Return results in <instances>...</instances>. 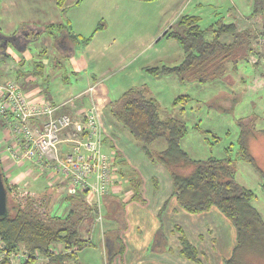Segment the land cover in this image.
<instances>
[{"label": "rangeland", "instance_id": "rangeland-1", "mask_svg": "<svg viewBox=\"0 0 264 264\" xmlns=\"http://www.w3.org/2000/svg\"><path fill=\"white\" fill-rule=\"evenodd\" d=\"M63 9L65 12L61 11ZM254 14L252 0H1L0 37L17 40L21 35L29 34L28 40L33 41L29 49L39 53L44 45L49 47H46L47 51H57L56 48L64 44L67 32L79 35L77 55L94 54L98 58L93 59L94 66L101 72L107 66L111 69L105 81L113 88V100L121 98L132 87H146L149 97L159 103L162 118L175 117L186 123L188 133L182 141V148L191 158L221 159L229 155L235 161L236 179L240 185L255 193L253 204L264 219V188L261 187L260 176L251 164L238 157L239 121L253 119L256 130L264 131V17ZM188 15L200 19L202 30L234 23L239 29H247L257 36L252 42L253 52L248 62L240 64L238 71L232 74L231 86L223 82L183 84L175 75L156 78L146 72L148 68L173 67L183 61L184 51L178 41L165 33L173 31L171 27ZM177 30L178 27H175L174 31ZM227 38L224 40L227 41ZM84 39L89 40L88 46L82 43ZM16 43L11 40L8 53L13 51L20 55L23 45L19 41ZM5 52L0 58H5ZM53 58L52 55L49 62H53ZM63 67L61 74L54 77L45 74L38 78L45 84L53 101L59 104L73 99L87 88L85 82L71 73L68 61L63 63ZM24 68L28 71L34 69L28 62L27 68ZM5 81V77L0 80ZM85 96L82 98L87 104ZM180 96H189L191 101L174 107L175 100ZM73 101L67 104L65 109L70 111L66 112L71 113L73 109L79 111L80 106ZM106 119L109 121L107 115ZM120 132L117 136L119 144L123 143L129 152L133 148L141 150L127 130L120 129ZM4 136L5 131L0 124V143ZM154 147L162 151L166 143L159 140ZM229 147H232L230 153L227 152ZM250 149L264 172V134L251 141ZM105 151L108 153L106 146ZM0 158L6 177L11 183L19 184L22 191L40 195L51 188H60L58 185L48 187L46 177L36 170L28 174L27 164L12 170L3 149H0ZM68 209L69 204L62 193L54 211L63 215ZM105 257L106 252L97 244L79 251L76 262L107 264ZM2 258L0 250V260Z\"/></svg>", "mask_w": 264, "mask_h": 264}, {"label": "trees", "instance_id": "trees-1", "mask_svg": "<svg viewBox=\"0 0 264 264\" xmlns=\"http://www.w3.org/2000/svg\"><path fill=\"white\" fill-rule=\"evenodd\" d=\"M252 1L254 16L263 18L264 0ZM199 20L196 16H184L178 30L166 34L176 39L184 51L180 64L148 68L146 72L156 78L175 75L183 84L223 82L231 86L232 74L238 71L240 64L248 62L253 52L252 42L257 36L247 29H239L234 23L202 30ZM83 43L87 45L89 40L84 39ZM190 101L189 96H180L173 106ZM106 115L112 125L130 133L152 163L164 166L172 179L174 196L186 212L200 214L216 207L230 220L236 230L237 244L224 264H264V219L253 204L255 193L238 183L236 163L229 155L221 159L191 158L182 148L188 133L186 123L175 117L162 118L159 103L149 97L146 87L127 90L121 98L110 103ZM253 122V119L239 121L238 157L253 166L264 188V172L250 149L251 141L264 131L256 130ZM159 140L166 143L162 151L154 147ZM231 150L229 147L227 152ZM112 163L119 167L121 180L139 191L141 182L126 163L119 156H115ZM1 168L8 193V216L0 220L3 246L0 264H13L10 257L18 253L27 255L22 264H80L76 262L78 252L90 245L81 237V226L84 220L97 214L96 208L81 196L65 194L61 187L40 195L24 192L19 184L9 181ZM62 193L69 211L57 215L54 210ZM105 202L104 198L103 207ZM107 203L106 216L115 220L122 230L126 225L124 206L120 201ZM119 230L106 235V240L114 242L117 248L116 252H108L107 264L122 252ZM182 245V254L195 261L197 252L184 237Z\"/></svg>", "mask_w": 264, "mask_h": 264}, {"label": "crops", "instance_id": "crops-1", "mask_svg": "<svg viewBox=\"0 0 264 264\" xmlns=\"http://www.w3.org/2000/svg\"><path fill=\"white\" fill-rule=\"evenodd\" d=\"M61 11L65 12V9ZM180 20L181 18L176 24L177 26L171 27L173 31L175 27H178ZM167 33L168 31L165 35ZM28 36L29 34L26 35V45L22 48L19 47L20 55H16L11 50L12 54L8 53V49H6L5 58H0L2 64V66L0 64V80L4 77L6 81L15 80L14 82L22 87L29 99L36 103L48 101L61 105L74 100L73 102L80 106L77 112L74 109L71 110V113L76 116H82L89 109L96 108L100 126L106 138L105 146L108 153L105 152L111 160L115 156H119L121 161L125 162L130 171L135 174L137 180L141 182V187L137 191L128 185L127 181L121 180L119 167H117L118 178L113 191L105 198V205H108L107 202L110 201L112 203L120 201L124 206L126 225L122 230H119L118 223L106 216L105 205L104 207L102 205L103 220H99L97 214H94L82 223L81 237L90 242L88 247L100 244L102 250L106 252L107 263L108 252H116L117 248L114 242L110 243L106 240V235L119 230L122 252L116 254L110 264H224L226 260L230 259L237 244L236 230L230 220L216 207L200 214L186 212L174 196L173 182L164 166L152 163L142 150L133 148L129 152L123 143L117 142V136L121 133L120 129L106 119L107 107L113 101L111 97L113 88L105 81L106 76L111 72L109 66L101 72L94 66V60L98 59L94 54L86 56L81 53V56L77 55L76 47L80 40L79 35L67 32L64 44L61 43L62 46L59 48L55 46L57 51L52 52L51 49L47 51L49 47L44 45L45 47L41 48L39 53H34L29 49L30 43L33 41L28 40ZM14 42L16 43L15 40ZM16 45L19 46L18 43ZM55 45L57 44L55 43ZM56 52L60 54L58 55ZM52 55L55 60L49 62ZM5 60L8 61L5 62ZM66 61L70 64L71 73L85 82L87 88L73 99L59 104L53 101L45 84L38 78L44 77L45 74L46 76L50 74L49 76L53 77L61 74L64 69L63 63ZM27 62L30 67H34L33 71L24 68L25 66L27 68ZM84 95L87 97V104H85V100L83 101L82 96ZM65 111L69 112L70 110L65 109ZM9 167L12 170L16 167L10 159ZM26 168L29 169L28 174L33 172L30 171V166L26 165ZM183 237L196 250L197 259L195 261L182 254ZM58 250L60 249L58 248Z\"/></svg>", "mask_w": 264, "mask_h": 264}, {"label": "built area", "instance_id": "built-area-1", "mask_svg": "<svg viewBox=\"0 0 264 264\" xmlns=\"http://www.w3.org/2000/svg\"><path fill=\"white\" fill-rule=\"evenodd\" d=\"M66 106L33 102L18 83L0 82V124L5 131L0 149L16 167L27 164L30 171L40 172L48 187L58 185L67 195L81 196L103 220L102 203L113 191L118 169L105 152L96 108L75 118ZM10 258L22 264L27 255Z\"/></svg>", "mask_w": 264, "mask_h": 264}, {"label": "water", "instance_id": "water-1", "mask_svg": "<svg viewBox=\"0 0 264 264\" xmlns=\"http://www.w3.org/2000/svg\"><path fill=\"white\" fill-rule=\"evenodd\" d=\"M7 216H8V193L4 183L3 171L0 165V220L6 218Z\"/></svg>", "mask_w": 264, "mask_h": 264}, {"label": "flooded vegetation", "instance_id": "flooded-vegetation-1", "mask_svg": "<svg viewBox=\"0 0 264 264\" xmlns=\"http://www.w3.org/2000/svg\"><path fill=\"white\" fill-rule=\"evenodd\" d=\"M27 37L26 36H21V37H19L17 40H15V39H11V38H1L0 37V53L3 51V50H5V49H8V46L11 44V40H15V41H19L23 46H25L26 45V41H27V39H26Z\"/></svg>", "mask_w": 264, "mask_h": 264}]
</instances>
